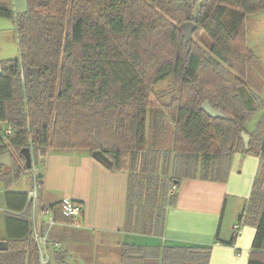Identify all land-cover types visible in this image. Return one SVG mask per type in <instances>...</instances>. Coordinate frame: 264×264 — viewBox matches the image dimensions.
<instances>
[{
  "label": "trees",
  "instance_id": "trees-1",
  "mask_svg": "<svg viewBox=\"0 0 264 264\" xmlns=\"http://www.w3.org/2000/svg\"><path fill=\"white\" fill-rule=\"evenodd\" d=\"M5 1L0 16L13 19L18 43V55L0 61V126L13 128L10 135L0 132V154L11 155L7 174L32 171L24 148L32 161L51 149L87 150L109 170L129 174L124 228L160 235L165 208L177 199L173 184L224 181L236 152L253 154L261 172L246 208L256 224L248 264H264V114L248 130L262 105L246 89L255 59L246 18L264 10V0H27L23 12ZM187 22L195 24L189 39ZM33 68H40L37 94ZM167 78L176 91L164 100L154 86ZM205 101L224 116L210 115ZM158 117L174 131L162 157L164 179L156 175L161 153L147 133ZM242 132L250 136L248 147ZM37 178L42 184V171ZM28 192L4 191L8 248L0 251V264H38ZM48 208L55 222L75 221L64 215L62 201ZM210 255L211 246L127 244L123 264H151L148 257L158 264H209Z\"/></svg>",
  "mask_w": 264,
  "mask_h": 264
},
{
  "label": "crops",
  "instance_id": "crops-1",
  "mask_svg": "<svg viewBox=\"0 0 264 264\" xmlns=\"http://www.w3.org/2000/svg\"><path fill=\"white\" fill-rule=\"evenodd\" d=\"M13 8L16 12L25 11L27 0H13ZM262 115V111L257 112L247 124L248 130H254ZM1 171L7 174L9 165L2 164ZM40 171L42 202L47 209L64 197L83 205L81 216L74 222L49 224L46 216L42 219L41 230L49 241V264H123V247L127 244L211 246L209 264H248L256 224L245 216L255 178L261 172L258 156L236 152L224 181L182 179L176 201L165 208L160 235L124 228L129 174L109 170L87 150L51 149ZM5 210L3 195L0 200V240L3 241L8 239ZM234 234L233 244L225 242ZM148 260L151 264L159 263L157 258L148 257Z\"/></svg>",
  "mask_w": 264,
  "mask_h": 264
},
{
  "label": "rangeland",
  "instance_id": "rangeland-1",
  "mask_svg": "<svg viewBox=\"0 0 264 264\" xmlns=\"http://www.w3.org/2000/svg\"><path fill=\"white\" fill-rule=\"evenodd\" d=\"M6 2L7 1L5 0H0V4H4ZM246 26L247 41L255 53V59L249 69V77L248 81L246 82V89L247 93H254L256 99H258L262 105L261 111L264 114V10L247 15ZM201 37L204 45L208 47L210 45V39L208 36L205 33H202ZM17 55L18 43L15 23L11 18L0 16V61L7 58L16 57ZM154 87V89L159 94H161L164 100H168L171 94L176 91V85L171 78H167L157 83ZM148 119L150 120L151 116ZM153 123L152 126L149 125L148 127V141L153 148L158 149L161 153L156 166V175L159 179H164L166 176L164 175L163 171L162 157L164 151L172 148L174 131L172 123L165 121L161 117H158L156 125ZM44 159L45 157L41 156L35 161L37 167L41 170L44 164ZM32 172L33 171L25 170L20 176H16L12 173L3 174V176L0 177V200L4 195L5 189H32ZM35 209V215L38 217L41 212L39 211L38 206H36ZM32 215L33 211L31 209V218ZM47 215L48 214H44L42 219H44L45 216L48 218ZM40 229H42V227Z\"/></svg>",
  "mask_w": 264,
  "mask_h": 264
},
{
  "label": "built area",
  "instance_id": "built-area-1",
  "mask_svg": "<svg viewBox=\"0 0 264 264\" xmlns=\"http://www.w3.org/2000/svg\"><path fill=\"white\" fill-rule=\"evenodd\" d=\"M0 132L5 135H10L13 131L12 126L6 125L5 127L0 126ZM32 176H33V187L28 192V200L31 204V209L33 211L32 215V233L34 241V252L33 260L37 261L38 264H49L50 262V248L49 241L45 234L42 233L40 229L42 223V216L48 214V223H54L53 214L50 213L49 209L44 207L41 196V181L37 178L40 173V169L37 167L35 161H32ZM178 185L173 184L170 188V194L177 193ZM62 210L64 215L77 219L81 216L83 211V205L81 202L74 200L70 197L62 198ZM33 206V208H32ZM38 206L40 215L37 217L35 215V208ZM46 208V209H45ZM235 228L239 230V226L235 225Z\"/></svg>",
  "mask_w": 264,
  "mask_h": 264
},
{
  "label": "water",
  "instance_id": "water-1",
  "mask_svg": "<svg viewBox=\"0 0 264 264\" xmlns=\"http://www.w3.org/2000/svg\"><path fill=\"white\" fill-rule=\"evenodd\" d=\"M194 28H195V24H193L192 22H187L184 25V31H185L187 39L191 37ZM40 83H41L40 68L31 69V86L33 87V90L36 94L38 92ZM202 108H204L212 116H224L221 111L213 108L209 101H205L202 105ZM241 136L244 139L246 146L248 147L250 136L246 134L245 132H242ZM22 152L25 156V160H26L25 162H26L27 167H30L32 164V158H31V153H30L29 148H24ZM93 155L106 162L109 161L102 151H94ZM2 164H7V165L11 164V155L9 152L0 154V166ZM7 248H8L7 241L0 240V251L6 250Z\"/></svg>",
  "mask_w": 264,
  "mask_h": 264
}]
</instances>
